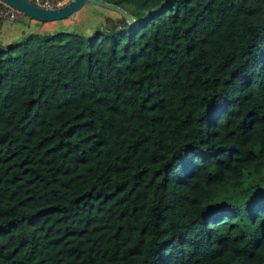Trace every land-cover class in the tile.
<instances>
[{"label":"trees","instance_id":"obj_1","mask_svg":"<svg viewBox=\"0 0 264 264\" xmlns=\"http://www.w3.org/2000/svg\"><path fill=\"white\" fill-rule=\"evenodd\" d=\"M103 1L0 43V264H264V0Z\"/></svg>","mask_w":264,"mask_h":264},{"label":"rangeland","instance_id":"obj_2","mask_svg":"<svg viewBox=\"0 0 264 264\" xmlns=\"http://www.w3.org/2000/svg\"><path fill=\"white\" fill-rule=\"evenodd\" d=\"M100 7V8H99ZM103 6H96L95 3L87 2L80 9L75 11L69 16V20L65 26L66 28H73L76 26H82L87 29L95 27L100 21H104ZM31 19V20H30ZM2 24L0 25V43L8 44L13 40H17L21 37L23 32L26 31H45L58 28L64 25H56L53 21H41L32 17H28L27 22L18 23L9 19L0 18ZM68 20V19H67Z\"/></svg>","mask_w":264,"mask_h":264},{"label":"water","instance_id":"obj_3","mask_svg":"<svg viewBox=\"0 0 264 264\" xmlns=\"http://www.w3.org/2000/svg\"><path fill=\"white\" fill-rule=\"evenodd\" d=\"M15 8L21 10L26 15L41 21L59 20L70 16L72 13L80 9L85 3L92 2L123 15L131 25L137 26V20L126 10L111 2L103 0H69L65 4L55 8H45L36 5L28 0H2Z\"/></svg>","mask_w":264,"mask_h":264},{"label":"built area","instance_id":"obj_4","mask_svg":"<svg viewBox=\"0 0 264 264\" xmlns=\"http://www.w3.org/2000/svg\"><path fill=\"white\" fill-rule=\"evenodd\" d=\"M45 8H55L65 4L69 0H28ZM28 15L14 6L0 0V18L9 19L18 23L27 22ZM31 20V19H30Z\"/></svg>","mask_w":264,"mask_h":264},{"label":"crops","instance_id":"obj_5","mask_svg":"<svg viewBox=\"0 0 264 264\" xmlns=\"http://www.w3.org/2000/svg\"><path fill=\"white\" fill-rule=\"evenodd\" d=\"M68 19V20H67ZM53 22H56L55 24H53L54 26L56 25H66L68 22L72 21L71 19L69 20V16L63 19H59V20H52ZM66 27V26H65Z\"/></svg>","mask_w":264,"mask_h":264}]
</instances>
